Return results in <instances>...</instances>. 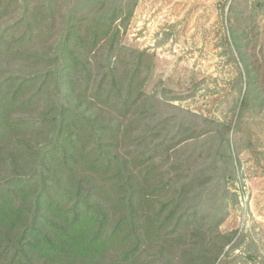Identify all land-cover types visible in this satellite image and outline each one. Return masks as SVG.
Wrapping results in <instances>:
<instances>
[{
    "label": "trees",
    "instance_id": "16d2710c",
    "mask_svg": "<svg viewBox=\"0 0 264 264\" xmlns=\"http://www.w3.org/2000/svg\"><path fill=\"white\" fill-rule=\"evenodd\" d=\"M139 2L0 0V264H216L235 239L237 160L178 157L193 128L146 92L153 55L121 43ZM253 5L231 29L242 111L264 93Z\"/></svg>",
    "mask_w": 264,
    "mask_h": 264
},
{
    "label": "rangeland",
    "instance_id": "374dc122",
    "mask_svg": "<svg viewBox=\"0 0 264 264\" xmlns=\"http://www.w3.org/2000/svg\"><path fill=\"white\" fill-rule=\"evenodd\" d=\"M254 7L253 0H140L121 37L122 45L153 55L146 92L165 115H178L183 129L193 128L196 138L178 157L237 160L238 179L228 184L229 213L220 226L237 234L216 264H264V93L242 111L248 87L231 37L232 27L258 12ZM244 26L250 50L264 49L262 16Z\"/></svg>",
    "mask_w": 264,
    "mask_h": 264
}]
</instances>
